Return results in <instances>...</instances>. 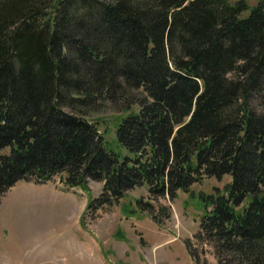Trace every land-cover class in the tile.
<instances>
[{
    "label": "trees",
    "instance_id": "16d2710c",
    "mask_svg": "<svg viewBox=\"0 0 264 264\" xmlns=\"http://www.w3.org/2000/svg\"><path fill=\"white\" fill-rule=\"evenodd\" d=\"M63 175L104 184L87 209L147 185L160 227V199L229 176L196 239L217 264H264V0H0V200Z\"/></svg>",
    "mask_w": 264,
    "mask_h": 264
},
{
    "label": "rangeland",
    "instance_id": "374dc122",
    "mask_svg": "<svg viewBox=\"0 0 264 264\" xmlns=\"http://www.w3.org/2000/svg\"><path fill=\"white\" fill-rule=\"evenodd\" d=\"M112 113L93 119L101 133H112L105 135L110 148L125 157L128 151L113 134ZM65 177L47 183L21 180L1 198L0 264H217L212 247L200 244L196 235L208 212L206 197L224 192L229 176L196 183L174 201L160 199L172 208L163 227L140 209L139 201H149L147 185L97 210L87 205L101 196L104 184L90 180V190L84 191L69 187Z\"/></svg>",
    "mask_w": 264,
    "mask_h": 264
}]
</instances>
